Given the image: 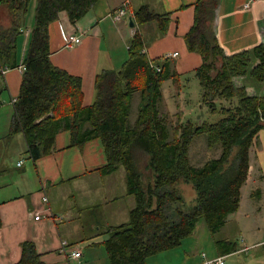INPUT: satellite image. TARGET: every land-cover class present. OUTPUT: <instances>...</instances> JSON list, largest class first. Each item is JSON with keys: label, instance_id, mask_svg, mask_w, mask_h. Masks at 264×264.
I'll use <instances>...</instances> for the list:
<instances>
[{"label": "trees", "instance_id": "obj_1", "mask_svg": "<svg viewBox=\"0 0 264 264\" xmlns=\"http://www.w3.org/2000/svg\"><path fill=\"white\" fill-rule=\"evenodd\" d=\"M97 1L0 0V8L8 16V25L0 27V64L7 68L17 66V44L33 6L12 130L24 132L34 158L51 151L59 119L69 121L72 144L99 139L106 157L103 173L123 166L128 193L135 201L129 221L106 230L108 237L103 243L108 258L111 264H147L149 257L179 246L192 235L200 219L210 232H216L228 215L237 211L249 168V149L264 128V94H255L242 80L264 82V41L251 50L224 54L215 31L219 0H196L193 23L184 41L188 51L202 58L193 70L201 87L199 109L219 113V117L210 122L203 119V113L187 119L182 115L169 129L158 108L161 85L179 77L167 62L150 64L145 40L138 31L130 39L127 58L120 67L96 73L94 100L87 107L82 103L80 77L50 61V24L62 11L75 24ZM170 17V12H156L147 4L133 13L139 25L155 22L156 36L166 34ZM134 92L139 93V105L131 123ZM218 100L230 105L220 102L218 107ZM86 123L89 128L85 132ZM200 134L209 148L217 147L220 152L195 166L189 148ZM140 152L147 156L150 171L146 184L135 160ZM180 182L191 185L195 193L192 206H187L179 193ZM262 247L264 250V243ZM17 264L47 263L40 259L33 242L24 241Z\"/></svg>", "mask_w": 264, "mask_h": 264}, {"label": "crops", "instance_id": "obj_2", "mask_svg": "<svg viewBox=\"0 0 264 264\" xmlns=\"http://www.w3.org/2000/svg\"><path fill=\"white\" fill-rule=\"evenodd\" d=\"M128 1L126 14L120 20H114L113 15L124 0H98L77 23L72 24L66 12L62 11L50 24V61L69 74L80 77L85 107L94 100L96 73L101 69L120 67L127 58L128 44L136 31L145 40L144 52L151 65L158 60L167 62L169 70L180 77L202 63L201 56L188 51L184 41V35L193 23L196 0ZM247 1L219 0L215 31L226 55L251 50L264 41V0H252L244 8ZM143 4L156 12H170L165 35L156 36L155 22L139 25L133 20L134 11ZM31 12L33 6L29 9L25 32L17 44V66L0 75V264H17L24 241L33 242L40 259L47 264H111L103 243L108 237L106 230L128 222L129 211L135 204L134 197L128 193L123 166L103 173L106 157L100 140L72 144L67 119L57 120L51 151L37 158L31 155L24 132L12 130L15 106L10 100L19 94ZM130 17L133 26L129 25ZM60 26L79 35L80 43L65 47ZM171 61L174 64H170ZM242 81L255 94H264V83L249 78ZM137 93H133L132 99ZM88 128L86 123L82 131L86 132ZM246 185L250 196L255 191H264V128L258 132L249 149V168L240 188L239 207L229 215L241 209ZM44 194L48 197L50 211L59 219L45 216ZM246 204L259 208L249 200ZM36 212L42 214L39 220L34 219ZM263 226L262 220L258 232L264 229ZM197 228L198 225L195 231ZM195 231L179 246L149 257L147 264H206V261L218 257L227 264L225 256L256 249L264 243V231L262 238L241 248L229 239L212 241L208 237L211 249L204 251ZM64 240L70 248L81 252L79 257L60 250ZM253 259L259 257L252 255L249 260Z\"/></svg>", "mask_w": 264, "mask_h": 264}, {"label": "rangeland", "instance_id": "obj_3", "mask_svg": "<svg viewBox=\"0 0 264 264\" xmlns=\"http://www.w3.org/2000/svg\"><path fill=\"white\" fill-rule=\"evenodd\" d=\"M7 25L8 16L6 14V10L2 7L0 8V27ZM120 50L121 49H119V51ZM170 64H174V62L171 61ZM161 91L162 100L158 105L159 113L160 116L168 122L169 129H171L174 124L181 121L183 116L186 119L191 117L197 118L203 113V119L210 122L215 121L219 117V113L212 114L208 112L207 109H202L204 112L199 109L201 105V87L193 71L187 72L179 78H170L166 80L163 82ZM220 102H222V105L224 106L230 105L228 101L218 100L216 101L218 107H220ZM137 103L139 105L138 93L135 94L131 100L130 121L132 123L136 117V112L138 109ZM219 152L220 150L217 147L209 148L207 146L205 136L200 134L192 141L190 145L189 157L193 165L199 166L202 165L207 159L218 156ZM135 160L137 167L142 174V180L146 184L148 181L147 178L150 174L149 168L146 166L147 156L140 152L136 154ZM177 189L183 196L187 206H192L195 203V193L192 190L190 184L180 182L177 186ZM247 200L251 201L252 205L258 204L259 208H257V206L256 208L254 206L253 208L248 207L246 204ZM257 209L259 212H256ZM262 220L264 221V191L262 190L260 193L255 191L250 196L249 189L246 185L243 189V203L241 209H239L237 213L229 215L226 219L225 225L216 232H210L204 220L200 219L198 222L197 231H195V237H197L201 245L204 246V249H202L204 251H209L211 249L210 243L207 240L208 237L212 241L229 239L231 242H235L236 245L241 248L243 246L249 245L251 242H254L257 239L262 238L263 229L258 232V229H260L262 224ZM262 251V247L251 250L248 249V251L243 252L238 251L234 255L225 256L224 260L227 264H264V258H262L264 253ZM252 255L259 257V259L249 260ZM247 256L250 257L247 258Z\"/></svg>", "mask_w": 264, "mask_h": 264}, {"label": "built area", "instance_id": "obj_4", "mask_svg": "<svg viewBox=\"0 0 264 264\" xmlns=\"http://www.w3.org/2000/svg\"><path fill=\"white\" fill-rule=\"evenodd\" d=\"M252 0H248L245 4H244V8H247L250 3H251ZM128 0H124V2L121 4V6L118 8V10L116 11V13L113 15V19L114 20H120L125 14H126V9H127V6H128ZM61 27V35H62V39H63V44L65 47H73L77 44L80 43L81 41V38L79 35H76L74 33H71L67 30H64ZM172 56H175V54H172ZM9 68L5 67V66H0V75H4L7 70ZM157 70H159V68H157ZM15 102H16V98H11L10 100V103L15 106ZM20 162H18L19 164ZM42 202L44 204L47 205L46 207V214L45 216H47V218H52L54 220L56 219H59L60 217L57 216V215H54L51 211H50V208L48 206V197L44 194L42 196ZM42 214L40 212H36V214H34V219L35 220H39L41 218ZM44 216V215H43ZM60 250L64 253H67L69 254L70 256L72 257H79L81 252L74 249V247L70 248L67 241H62L61 242V247H60ZM206 264H224V261H223V258L222 257H218V258H215V259H211V260H208L206 261Z\"/></svg>", "mask_w": 264, "mask_h": 264}, {"label": "water", "instance_id": "obj_5", "mask_svg": "<svg viewBox=\"0 0 264 264\" xmlns=\"http://www.w3.org/2000/svg\"><path fill=\"white\" fill-rule=\"evenodd\" d=\"M129 25H130V26H133V21H132V18H131V17L129 18ZM198 117H199V116H198Z\"/></svg>", "mask_w": 264, "mask_h": 264}]
</instances>
